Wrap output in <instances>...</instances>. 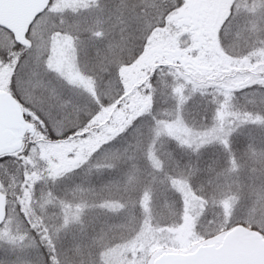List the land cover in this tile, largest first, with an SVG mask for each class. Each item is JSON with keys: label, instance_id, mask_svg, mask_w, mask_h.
I'll use <instances>...</instances> for the list:
<instances>
[{"label": "snow or ice", "instance_id": "obj_1", "mask_svg": "<svg viewBox=\"0 0 264 264\" xmlns=\"http://www.w3.org/2000/svg\"><path fill=\"white\" fill-rule=\"evenodd\" d=\"M0 264H264V2L0 0Z\"/></svg>", "mask_w": 264, "mask_h": 264}, {"label": "rangeland", "instance_id": "obj_2", "mask_svg": "<svg viewBox=\"0 0 264 264\" xmlns=\"http://www.w3.org/2000/svg\"><path fill=\"white\" fill-rule=\"evenodd\" d=\"M262 2H264V0H262ZM210 14V10L208 9H200L198 12V15L201 19L207 17Z\"/></svg>", "mask_w": 264, "mask_h": 264}]
</instances>
